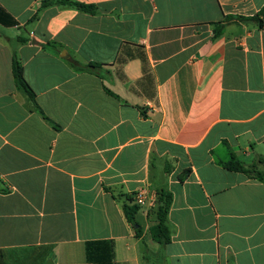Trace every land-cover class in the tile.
Segmentation results:
<instances>
[{
  "label": "crops",
  "instance_id": "0c3cea01",
  "mask_svg": "<svg viewBox=\"0 0 264 264\" xmlns=\"http://www.w3.org/2000/svg\"><path fill=\"white\" fill-rule=\"evenodd\" d=\"M42 1L0 0V264H264V180L225 167L264 159V28L214 37L264 0Z\"/></svg>",
  "mask_w": 264,
  "mask_h": 264
},
{
  "label": "trees",
  "instance_id": "16d2710c",
  "mask_svg": "<svg viewBox=\"0 0 264 264\" xmlns=\"http://www.w3.org/2000/svg\"><path fill=\"white\" fill-rule=\"evenodd\" d=\"M54 5L74 8V9H77L79 11L86 12L89 14L96 13L95 6L85 5L83 3H80L74 0H44L41 2L39 9L43 10L47 7L54 6ZM36 18L37 17L35 16L34 18H32L31 21L32 22L35 21ZM235 20H240L241 22H244V23H251V24L256 25L258 28L263 29L264 28V7L261 9V11L257 15L253 17H249V18L233 17V16L226 17L224 22L216 24L214 26V37H217L222 33L227 23L235 21ZM27 41L28 40L25 38H17L18 43H24ZM94 66H96V64H90L86 67H80L77 69L90 71V68ZM12 69H13V75H14L17 88L25 95L29 104L31 105V108L38 109L35 106L34 93L24 78L23 67L15 55L13 57ZM225 167L230 171L242 172V173L247 174L251 178L264 180V159H259L258 161L250 165H245L244 163L240 161L232 160L228 162ZM171 203H172V195L169 192H161L157 195L156 204H155L157 220H156L155 225L151 229V234H152L153 239L157 241L158 243H160L162 246H165L171 240L170 230L167 225V216H168ZM123 209H124V214L128 222L134 226H138V229L136 230V235L141 238L142 232H141L140 226L136 222V214L138 213V210H139L138 205L134 203L133 199H128V203L124 204Z\"/></svg>",
  "mask_w": 264,
  "mask_h": 264
},
{
  "label": "built area",
  "instance_id": "2783aa9c",
  "mask_svg": "<svg viewBox=\"0 0 264 264\" xmlns=\"http://www.w3.org/2000/svg\"><path fill=\"white\" fill-rule=\"evenodd\" d=\"M133 200L138 206H146L148 204L150 206H155L156 204V197L149 196V193L146 189H140L135 192L133 194Z\"/></svg>",
  "mask_w": 264,
  "mask_h": 264
}]
</instances>
